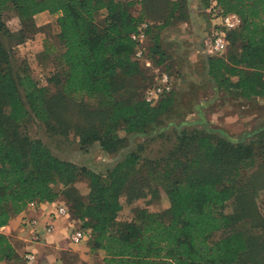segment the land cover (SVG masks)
Wrapping results in <instances>:
<instances>
[{"label": "trees", "instance_id": "16d2710c", "mask_svg": "<svg viewBox=\"0 0 264 264\" xmlns=\"http://www.w3.org/2000/svg\"><path fill=\"white\" fill-rule=\"evenodd\" d=\"M6 4L15 7L23 23L46 12L58 16L65 52L61 56L63 78L58 77L56 84L63 97L96 100L108 113L103 132L87 133L83 143L88 144L95 134L89 143L100 142L105 153H113L128 135L144 134L174 107L175 90L152 105L136 99L135 94L127 96L125 81L118 80L119 76L127 80L138 74L142 65L134 59L137 43L133 36L148 19L131 12V0H0V10ZM183 5L182 0L173 4L176 18L184 14ZM217 9L241 17L242 26L236 30L240 47L228 61L210 56L209 77L218 87L242 98L264 97V0H217ZM2 27L0 23V31ZM153 28L154 24L148 36ZM152 41L148 57L158 66L151 54L162 50L159 35H153ZM2 61L0 263L27 264L23 258L26 252L20 254L1 231L12 217L34 201L58 202L57 186L72 184L83 175L90 178L91 192L87 203L75 204L74 219L81 222L80 228L91 231L90 248L105 252L104 264H237L249 251L251 243L242 231L210 242L212 234L243 224L247 198L264 188V179L257 178L262 172L247 177V170L256 165L249 145L214 137L206 128L195 135L184 132L180 151L164 164L162 178H154L167 196L166 212L171 221L166 223L157 213L138 208L130 222L120 223V195L130 187L127 172L136 169V156L118 164L104 180L55 157L42 141L21 136L14 128L24 124L31 113L48 126L59 121L56 103L27 66L13 70L4 50L0 51V64ZM133 199L130 196V202ZM232 199L242 207L239 213L227 215L221 209Z\"/></svg>", "mask_w": 264, "mask_h": 264}, {"label": "rangeland", "instance_id": "374dc122", "mask_svg": "<svg viewBox=\"0 0 264 264\" xmlns=\"http://www.w3.org/2000/svg\"><path fill=\"white\" fill-rule=\"evenodd\" d=\"M179 1L131 0V12L154 24L145 43L148 52L153 48V35L160 37L162 50L160 53L152 51L151 56L158 65H154L155 69L172 76L176 101L171 111L156 124L149 126L144 134L128 135L121 148L109 154L101 149L100 142L89 143L95 134L91 135L88 144L83 143L93 130L100 134L103 132L107 111L99 106V102L87 97H63L61 86L56 84L58 77L63 78L61 56L65 52L59 36L58 16L46 12L23 23L12 5L6 4L0 10V23L3 26L0 31V51L4 50L10 57L9 63L13 70L27 66L38 85L48 88L59 116V121L48 126L31 113L24 124L14 129L21 136L42 141L60 160L72 162L100 175L104 180L108 179L118 164L132 155L136 156V169L127 172V178H131L129 191L124 190L120 195L123 206L118 218L120 223L130 222L138 208L157 213L166 223L171 221L166 212L169 208L167 196L160 183H157L158 179L154 178H162L164 164L176 151H180L177 149L183 144L184 139L181 138H186L184 132L195 135L197 131L203 132L206 128L214 137L227 138L233 144L242 142L249 145L256 156V165L247 170V177L262 172L257 178L264 179V97L242 98L218 87L209 77L208 36L212 27L211 17L217 15L219 9L210 14V0H182L184 5L181 12L184 11V14L176 18V8L172 7ZM228 41L225 52L219 57L227 61L240 47L238 32H232ZM155 76L153 69L141 65L138 74L127 80L119 76L118 80L125 81L127 96L135 94L136 99L144 100L145 90L155 83ZM5 111L9 113V109ZM120 135L125 137L126 134L120 131ZM262 189H257L256 193H251V198H247L243 224L216 232L210 237L211 244H214L228 234L245 232L251 246L237 264H264ZM56 191L59 194L58 202L69 211L67 218L74 219L75 204L78 201L88 202L91 181L83 175L72 184L58 185ZM130 196L134 198L131 202ZM241 207L237 200L232 199L221 210L232 215L233 212L239 213ZM71 226L77 227L72 223ZM5 232H8L16 248L27 245L26 239L29 236L21 231ZM89 241L90 238L87 241L90 246Z\"/></svg>", "mask_w": 264, "mask_h": 264}, {"label": "built area", "instance_id": "2783aa9c", "mask_svg": "<svg viewBox=\"0 0 264 264\" xmlns=\"http://www.w3.org/2000/svg\"><path fill=\"white\" fill-rule=\"evenodd\" d=\"M211 8L209 13L212 14L217 9V0H210ZM211 30L209 32V47L208 54L210 56H221L228 44V34L232 31H236L242 26V19L236 13L221 14L218 13L211 17ZM153 26V22L145 20L138 26L137 33L133 36V39L137 43L136 53L134 59L140 62L143 66L148 69H153L156 73L155 83L149 86L144 93V100L148 104H156L163 96L170 94L174 90V80L167 72H161L159 69H155L152 60L148 57V51L145 47V43L148 40V31ZM40 203L31 202L27 206V210L37 211ZM69 216L68 209L57 204L56 210L50 215L51 219L45 227L47 234L51 235L55 231V222L58 218ZM24 227H28L33 232L31 242L40 243L43 239L42 235L38 232V220L25 218ZM5 227L1 229L4 230ZM90 230L82 228H73L69 234V240L72 244H79L86 242L90 238ZM27 264H36L37 257L33 252H26L23 256ZM45 264H60L58 260L50 261Z\"/></svg>", "mask_w": 264, "mask_h": 264}, {"label": "crops", "instance_id": "0c3cea01", "mask_svg": "<svg viewBox=\"0 0 264 264\" xmlns=\"http://www.w3.org/2000/svg\"><path fill=\"white\" fill-rule=\"evenodd\" d=\"M57 204L60 203H43L39 205L37 211L26 209L22 213L14 215L2 232L8 235L6 230L9 232L12 230L15 233L21 231L27 237L29 236V239H26L27 245L20 249L16 248L11 239L10 241L20 254L35 253L36 264H45L56 259H59L60 264H104V251H92L87 241L79 244L69 242L71 229L79 228L81 222L67 217L59 218L55 222L54 233L51 235L46 233L45 227L51 219L50 215L56 210ZM25 218L38 220L37 230L43 237L40 243L31 242L33 232L28 227H24ZM71 223L76 224L77 227L71 226Z\"/></svg>", "mask_w": 264, "mask_h": 264}]
</instances>
